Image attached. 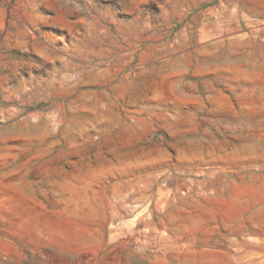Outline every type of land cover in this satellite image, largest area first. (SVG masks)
Here are the masks:
<instances>
[{
    "label": "rangeland",
    "instance_id": "374dc122",
    "mask_svg": "<svg viewBox=\"0 0 264 264\" xmlns=\"http://www.w3.org/2000/svg\"><path fill=\"white\" fill-rule=\"evenodd\" d=\"M0 264H264V0H0Z\"/></svg>",
    "mask_w": 264,
    "mask_h": 264
}]
</instances>
